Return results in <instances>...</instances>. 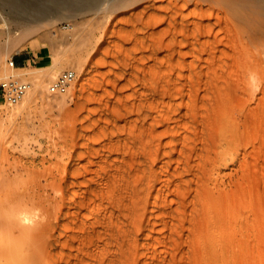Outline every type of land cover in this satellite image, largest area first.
I'll use <instances>...</instances> for the list:
<instances>
[{
    "label": "rangeland",
    "instance_id": "rangeland-1",
    "mask_svg": "<svg viewBox=\"0 0 264 264\" xmlns=\"http://www.w3.org/2000/svg\"><path fill=\"white\" fill-rule=\"evenodd\" d=\"M232 3L120 0L6 51L0 82L33 85L0 104V178L48 225L28 264H264V16Z\"/></svg>",
    "mask_w": 264,
    "mask_h": 264
},
{
    "label": "bare ground",
    "instance_id": "bare-ground-1",
    "mask_svg": "<svg viewBox=\"0 0 264 264\" xmlns=\"http://www.w3.org/2000/svg\"><path fill=\"white\" fill-rule=\"evenodd\" d=\"M119 1L120 0H0V15H1V19L3 20L2 25L4 26V29L1 30L2 32L0 31V63L4 55H6L7 53L6 51L18 49L20 46L27 44L28 39L37 33H41L49 37L50 35L59 31L60 39L63 41H66L67 37H69L70 35L67 31L62 30L61 32L62 28H60V24L63 23V21L67 20L66 18L73 16V15H77L81 11V9H84V8H86L87 10L83 12L81 16L90 15L102 9L104 10V8H108L111 4H116ZM228 1L229 3L232 1L233 2L232 5L235 3V5L237 4L238 6H240L239 7V9L241 8L240 11L245 10L244 13H246V11L247 12L253 11L254 13L257 12V15L262 14L264 16V0L258 1L256 5H254L255 2L252 0H231V1L228 0ZM101 4L103 6L100 9L98 8L94 9L95 7ZM4 32L7 34L8 37L3 38L1 36L2 33ZM39 53H40V50H39ZM57 60L58 58L55 57V60H54L55 64L57 63ZM44 68H46V66H44ZM14 69L20 70L21 67H18V66L17 67L15 66L14 68L11 67V70H14ZM11 73L12 72L5 71L4 75L8 77L11 75ZM48 76L49 74L46 73L45 75L42 76L43 78L42 77L40 79L36 78L37 80L40 81L36 83L37 84L36 88L37 87H39V89L40 87L42 88L44 85L43 83L41 84V82L45 81L48 78ZM31 90H32V87L27 92V94ZM33 94H35L34 91H33ZM11 180L12 179L8 176H3L0 178V191L6 190V195H4L5 197L0 198V264H28V260L32 256L31 251H34L33 249L38 247V244L39 242L41 243L42 239L43 241L44 239L47 240L46 237L45 238L43 237L47 233L48 225L41 224L40 220L36 218L37 215L33 214L30 210L31 206L29 205H31V202L33 203L36 202L34 198L35 196L33 198H27L28 195H31L32 191L31 190L28 191V188L24 190H21V189L19 190V189H15L16 187L13 188L9 186L8 184L11 183L10 182ZM229 230L230 229H228V231ZM206 233L207 231L205 232V234ZM221 233L223 234V232ZM225 234H228V233L226 232L224 233V235ZM208 235H210V233H208ZM218 235L216 234L215 236H218ZM217 239L220 240L219 237ZM218 240H217V243H219ZM225 242L227 243V240ZM233 242H236V241L234 240ZM219 244L221 245V243ZM43 245L44 247L42 248H45V243H43ZM213 245L211 244L209 246L213 247ZM223 247L224 246H222V249H224ZM228 248L230 249V247ZM213 249H215V247ZM43 250L44 249H42V251ZM218 250L219 249H217L216 252ZM37 251L39 250H36V253ZM209 251L210 250H208V252ZM224 251L226 252L225 249L223 250V252ZM230 251H228V253ZM39 252L37 254H39ZM44 252L45 251H43L42 253L44 254ZM220 252L221 250L219 251L218 255L220 254ZM228 255H231V254H228ZM223 257H224V253H223ZM36 259L38 260V257ZM225 259L226 257H224V260ZM226 260L228 261L229 259H226ZM35 261L36 260L31 261L30 263L32 262L34 263ZM219 261H217L216 264L219 263ZM41 264H43V260L41 261Z\"/></svg>",
    "mask_w": 264,
    "mask_h": 264
},
{
    "label": "built area",
    "instance_id": "built-area-1",
    "mask_svg": "<svg viewBox=\"0 0 264 264\" xmlns=\"http://www.w3.org/2000/svg\"><path fill=\"white\" fill-rule=\"evenodd\" d=\"M8 65L12 68L17 66V61L11 58ZM76 78V72L73 69H67L58 74L50 83L49 91L51 93H65L71 87ZM32 82L15 75L5 77L0 82V104L14 105L21 101L32 87Z\"/></svg>",
    "mask_w": 264,
    "mask_h": 264
},
{
    "label": "crops",
    "instance_id": "crops-1",
    "mask_svg": "<svg viewBox=\"0 0 264 264\" xmlns=\"http://www.w3.org/2000/svg\"><path fill=\"white\" fill-rule=\"evenodd\" d=\"M47 56L46 52H42L41 54L39 52H36L29 57L21 56L20 57V62L22 64H25V62L28 60H34V59H44Z\"/></svg>",
    "mask_w": 264,
    "mask_h": 264
},
{
    "label": "trees",
    "instance_id": "trees-1",
    "mask_svg": "<svg viewBox=\"0 0 264 264\" xmlns=\"http://www.w3.org/2000/svg\"><path fill=\"white\" fill-rule=\"evenodd\" d=\"M17 63L20 64L21 63L20 60H17Z\"/></svg>",
    "mask_w": 264,
    "mask_h": 264
}]
</instances>
